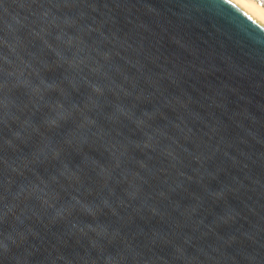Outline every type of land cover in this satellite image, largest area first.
Returning a JSON list of instances; mask_svg holds the SVG:
<instances>
[{"label": "water", "instance_id": "95a60500", "mask_svg": "<svg viewBox=\"0 0 264 264\" xmlns=\"http://www.w3.org/2000/svg\"><path fill=\"white\" fill-rule=\"evenodd\" d=\"M0 264H264V25L0 0Z\"/></svg>", "mask_w": 264, "mask_h": 264}, {"label": "bare ground", "instance_id": "6f19581e", "mask_svg": "<svg viewBox=\"0 0 264 264\" xmlns=\"http://www.w3.org/2000/svg\"><path fill=\"white\" fill-rule=\"evenodd\" d=\"M264 25V6L255 0H231Z\"/></svg>", "mask_w": 264, "mask_h": 264}, {"label": "built area", "instance_id": "2783aa9c", "mask_svg": "<svg viewBox=\"0 0 264 264\" xmlns=\"http://www.w3.org/2000/svg\"><path fill=\"white\" fill-rule=\"evenodd\" d=\"M255 1L259 2L261 5L264 6V2H262V0H255Z\"/></svg>", "mask_w": 264, "mask_h": 264}, {"label": "clouds", "instance_id": "9594fccd", "mask_svg": "<svg viewBox=\"0 0 264 264\" xmlns=\"http://www.w3.org/2000/svg\"><path fill=\"white\" fill-rule=\"evenodd\" d=\"M262 2H264V0H262Z\"/></svg>", "mask_w": 264, "mask_h": 264}]
</instances>
